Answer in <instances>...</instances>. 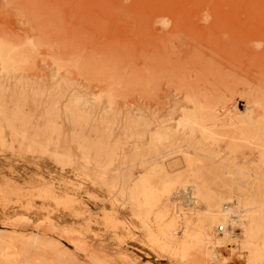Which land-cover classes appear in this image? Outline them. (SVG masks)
<instances>
[{
	"label": "rangeland",
	"instance_id": "1",
	"mask_svg": "<svg viewBox=\"0 0 264 264\" xmlns=\"http://www.w3.org/2000/svg\"><path fill=\"white\" fill-rule=\"evenodd\" d=\"M159 8L219 13L231 35L220 54L264 57V0H0V264H264V98L253 119L244 102L239 120L223 114L230 134L176 128L174 94L156 104L138 82ZM246 60L237 82L264 92ZM72 100L90 112L84 127L65 113ZM141 118L150 137L172 129L174 147L151 150ZM44 187L74 203L46 201ZM225 208L242 223L212 246Z\"/></svg>",
	"mask_w": 264,
	"mask_h": 264
},
{
	"label": "bare ground",
	"instance_id": "2",
	"mask_svg": "<svg viewBox=\"0 0 264 264\" xmlns=\"http://www.w3.org/2000/svg\"><path fill=\"white\" fill-rule=\"evenodd\" d=\"M218 14L209 9L186 11L172 8H159L156 9L152 14L154 20L150 25V28L148 29L147 26H144L141 30L140 62L142 63V68L140 69L138 76L140 91L145 95H150L156 104H158L160 96L165 91H168L169 94H174L176 105L179 104L180 107L176 112L171 113V122L175 121L176 116L181 117L182 120L177 123L176 128L182 127V129L188 131V133L198 130V132L217 131L221 134H230V131L222 130L223 127H225V124L222 121L223 118L221 119L223 114L227 115L233 113L235 118L239 120L243 116L238 112V106H240V102H244L246 105L245 107L251 106L252 108V110H247L245 116L253 119L255 116L252 114L261 109L259 101H261V98H264L263 90L259 87L253 88L254 86L252 85V80L250 81L249 78L246 79V82H237L239 77L238 74H240V70H238L237 67L243 65L245 59H247L246 62L248 69L252 67L257 69L258 77L256 78L262 79L264 77V57L262 58L258 55L251 57L246 51L240 57H238L233 49L229 48L228 51L223 53L224 55L220 54V44L223 41L224 44H228L230 42L231 35L230 30H226L225 23L218 19ZM200 26H204L206 32H199L198 28ZM260 47L261 46L259 45L257 49L260 50ZM236 51L241 52L239 49ZM246 75H248V73H246ZM250 75H252V73ZM241 87H247L249 89L247 95L239 94ZM58 105V102L54 104L55 111L57 110L56 113L60 112L58 110ZM182 107L192 108L193 115L187 116L185 113L181 112L180 108ZM65 113L71 119L73 124H76L80 127L87 125L90 120V112H85L77 100H72L66 105ZM17 119L16 122L19 121ZM234 125L235 122L230 123V126ZM135 128L139 138L145 139L148 136L150 137V126L145 118H141L136 123ZM1 129L2 128L0 126V134H2ZM172 131L173 130L171 129L168 132H163L158 129L156 133L152 134L150 137L152 144L151 150L154 149L153 151H161L164 149H172L174 147V134ZM23 132H25V130H23ZM187 151L188 150H186V152ZM97 153L96 154L99 156L102 154L101 152ZM144 154L145 152L143 155ZM155 166H157V164ZM41 192L43 198L46 201H53L56 204L64 205L68 203H74L68 198L58 199L51 187H44ZM225 207H227V205ZM229 209L230 208H225L223 210V214L221 215L211 216L213 220L218 219L223 222L225 226H227L226 230L224 231V236L222 235L220 240L213 238L210 241L212 246H218L220 244H224V241L230 240V238L233 237L232 230H234V226H236L237 223H242V216H240L241 214L237 217H234L235 213H230ZM232 217L234 220H232ZM140 219L143 222L142 217H140ZM190 241L193 243V241L189 239V242ZM204 241L200 242L202 243V246L206 245ZM195 242L197 245L200 244L198 243L199 241ZM203 243L205 245H203ZM207 258L212 259V261H209L213 262V258L215 257H213V254L209 255L208 253ZM257 261H254L253 264H258Z\"/></svg>",
	"mask_w": 264,
	"mask_h": 264
}]
</instances>
